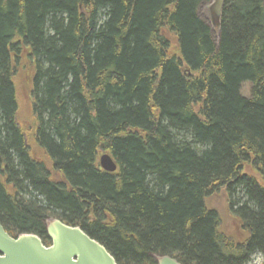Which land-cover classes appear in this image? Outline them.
Instances as JSON below:
<instances>
[{"label":"trees","instance_id":"1","mask_svg":"<svg viewBox=\"0 0 264 264\" xmlns=\"http://www.w3.org/2000/svg\"><path fill=\"white\" fill-rule=\"evenodd\" d=\"M204 1L0 0L9 235L48 245L45 221L56 218L117 264H264V2L224 0L216 43L198 16ZM24 53L31 130L18 120ZM220 192L242 242L208 205Z\"/></svg>","mask_w":264,"mask_h":264},{"label":"water","instance_id":"2","mask_svg":"<svg viewBox=\"0 0 264 264\" xmlns=\"http://www.w3.org/2000/svg\"><path fill=\"white\" fill-rule=\"evenodd\" d=\"M224 0H211L205 19L219 42L221 15ZM101 169L115 172L113 157L101 153L98 158ZM45 230L50 243L47 245L34 233L9 235L0 223V264H117L114 257L97 240L91 238L79 226H71L59 219H47ZM157 264H181L167 255H154Z\"/></svg>","mask_w":264,"mask_h":264},{"label":"rangeland","instance_id":"3","mask_svg":"<svg viewBox=\"0 0 264 264\" xmlns=\"http://www.w3.org/2000/svg\"><path fill=\"white\" fill-rule=\"evenodd\" d=\"M210 1L211 0H206L202 2L198 8V13L200 17L204 20L207 19V7ZM16 66L17 73L15 76V82L18 90L20 104V108L18 111V120L21 123L22 127L31 130L33 127V123H31L30 118V100L32 92L34 66L31 63V60L26 57L25 53L19 57ZM222 193L223 192H220L215 196L210 197L209 200H207L208 205L217 208L221 212V216L223 217L221 230L231 235L236 241L242 242L243 240L247 239L248 235L241 228V226L233 220L232 215L228 212L226 199L224 198ZM261 262V257L256 255L253 259L252 264H260Z\"/></svg>","mask_w":264,"mask_h":264},{"label":"bare ground","instance_id":"4","mask_svg":"<svg viewBox=\"0 0 264 264\" xmlns=\"http://www.w3.org/2000/svg\"><path fill=\"white\" fill-rule=\"evenodd\" d=\"M198 12V11H197ZM198 16L200 17V15H199V13H198ZM201 18V17H200ZM202 20H204L203 18H201ZM206 23H207V21L206 20H204ZM208 24V23H207ZM214 33L212 32V35H213ZM213 38H214V40H215V37H214V35H213Z\"/></svg>","mask_w":264,"mask_h":264},{"label":"flooded vegetation","instance_id":"5","mask_svg":"<svg viewBox=\"0 0 264 264\" xmlns=\"http://www.w3.org/2000/svg\"><path fill=\"white\" fill-rule=\"evenodd\" d=\"M232 238V237H231Z\"/></svg>","mask_w":264,"mask_h":264}]
</instances>
